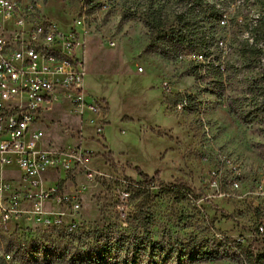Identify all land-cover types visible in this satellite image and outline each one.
Returning <instances> with one entry per match:
<instances>
[{"label": "rangeland", "instance_id": "1", "mask_svg": "<svg viewBox=\"0 0 264 264\" xmlns=\"http://www.w3.org/2000/svg\"><path fill=\"white\" fill-rule=\"evenodd\" d=\"M17 2L31 5L60 30L81 11L77 0ZM182 4L84 0L89 30L84 85L87 100H100L105 107L103 131L96 136L87 123L78 125L66 105L57 104L45 115L44 139L54 148L79 141L88 152L87 167L104 176L87 181L82 171L66 172V187L73 185V200L79 204L71 224L25 223L0 233V264H68L66 257L90 249L94 230L102 228L125 234L147 229L162 245L226 239L239 244L226 248L227 257L185 258L183 264H256L245 259V250L264 252V122L246 124L239 112L264 98V51L257 58L243 56L239 46L248 35L242 24L264 16V0H220L224 23L213 22L215 34L207 35L206 43L208 58L214 57L213 66L219 67L206 74L191 55L185 56L188 51L164 57L153 47L163 40L155 39L146 20L158 17L169 34L177 28L175 14ZM232 15L239 18L236 23ZM197 19L191 29H206V19ZM218 41L225 47L219 48ZM58 49L56 59L64 62ZM231 100L239 104L236 112ZM107 151L109 157L103 155ZM134 168L147 178L157 172V180L142 183ZM119 179L140 185L129 188L122 212L114 207Z\"/></svg>", "mask_w": 264, "mask_h": 264}, {"label": "built area", "instance_id": "2", "mask_svg": "<svg viewBox=\"0 0 264 264\" xmlns=\"http://www.w3.org/2000/svg\"><path fill=\"white\" fill-rule=\"evenodd\" d=\"M77 1L81 11L64 30L29 4L0 2V233H11L25 223L68 227L79 204L73 200V185L66 187V172L82 171L87 181L104 176L87 167L88 152L79 141L54 148L44 139L45 115L57 104L66 105L78 125L87 123L96 136L102 134L105 124L102 101L87 100L83 53L89 30L84 0ZM218 45L225 47L221 41ZM52 48L62 49L64 62L47 56V49ZM188 55L201 67L209 59L198 51L186 52ZM46 63H53V70H46ZM184 103L185 99L177 107ZM80 131L79 127L77 133ZM137 183L118 180L113 190L117 212L124 209L129 188L140 187Z\"/></svg>", "mask_w": 264, "mask_h": 264}, {"label": "trees", "instance_id": "3", "mask_svg": "<svg viewBox=\"0 0 264 264\" xmlns=\"http://www.w3.org/2000/svg\"><path fill=\"white\" fill-rule=\"evenodd\" d=\"M179 1L183 4L181 10L175 14L177 28L171 30L169 34L164 33L163 22L158 20V17L154 18L153 15H148L149 19L146 20V25L154 31L157 41L163 40L158 45H153L155 51L164 57H176L182 51H198L202 52L205 58L209 57L210 54L206 48L207 35L209 37L214 36L213 22L215 20L220 22L221 15L224 14L218 6L220 0ZM199 16L206 19V29L201 26L200 32L191 29L193 26H198L197 18ZM229 19L236 23L239 18L237 15H232ZM242 27L248 31V35L243 38L239 46L240 55L259 57L264 51V16L257 17L251 23H243ZM194 63L206 74L214 64V57L208 59L204 68L199 63ZM213 67L218 69L219 65ZM262 79L264 86V75ZM188 98L190 97L188 96ZM255 103L250 109L239 112L241 120L246 124L264 122V98H260ZM229 106L232 111L236 112L239 104L237 100H231ZM103 155L109 157L111 154L107 151ZM134 170L144 179L157 180V172L151 178H147L137 168ZM177 185L183 188L185 186L183 183ZM235 245L239 246L234 242L230 244V241L226 239H221L212 244L208 242L197 243L192 240L185 243L174 242L162 245L151 239L147 229H143L138 234L133 232L125 234L102 228L94 230L93 244L90 249L83 253L70 255L65 260L68 264H183L182 260L185 258L192 259V261H210L227 257L226 248L235 247ZM221 247L224 248L221 250ZM245 259L256 264H264V252L257 254L249 247L245 250Z\"/></svg>", "mask_w": 264, "mask_h": 264}, {"label": "bare ground", "instance_id": "4", "mask_svg": "<svg viewBox=\"0 0 264 264\" xmlns=\"http://www.w3.org/2000/svg\"><path fill=\"white\" fill-rule=\"evenodd\" d=\"M58 53H61V50H59L58 48L47 49V56H50L56 61H57L56 56H58ZM203 63L204 62H202V64ZM46 70H53V63H46Z\"/></svg>", "mask_w": 264, "mask_h": 264}, {"label": "clouds", "instance_id": "5", "mask_svg": "<svg viewBox=\"0 0 264 264\" xmlns=\"http://www.w3.org/2000/svg\"><path fill=\"white\" fill-rule=\"evenodd\" d=\"M0 2H2V0H0Z\"/></svg>", "mask_w": 264, "mask_h": 264}]
</instances>
